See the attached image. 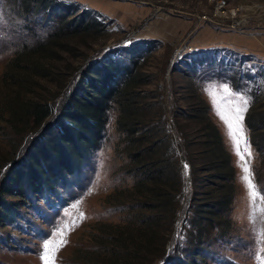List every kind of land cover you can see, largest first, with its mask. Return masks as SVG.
I'll list each match as a JSON object with an SVG mask.
<instances>
[{"label": "rangeland", "instance_id": "rangeland-1", "mask_svg": "<svg viewBox=\"0 0 264 264\" xmlns=\"http://www.w3.org/2000/svg\"><path fill=\"white\" fill-rule=\"evenodd\" d=\"M101 1L129 2L151 12L141 23L125 25L94 9L92 0H0V187L21 159L50 144L71 97L86 89L88 72L110 57L128 64V49L139 47L137 77L124 87L127 110L111 104L97 147L49 187L43 178L31 187L24 177V196H16L20 191L12 186L0 194V264H43L38 254L45 241L55 257L50 264H148L144 251L133 257V244L155 252L164 248L152 264H188L189 205L212 194L210 181L195 182L214 172L202 167L217 159L212 145L203 143L206 121L217 129L232 168L225 216L230 229L210 246L200 244V256L192 259L196 264H264V0ZM215 2L225 14H214ZM157 17L188 27L174 38L140 36ZM88 22L93 27L84 28ZM218 36L219 42L212 40ZM232 38H246L251 46L254 39L258 48L251 52L243 40ZM245 99L250 103L243 112L244 138L237 136V145L228 126L235 127V110ZM34 103L49 106L51 114L37 121ZM125 128L135 129L132 138H126ZM153 141L151 161L170 162L173 171L162 177L159 190L133 171L131 159ZM246 146L253 188L242 180ZM67 154L60 151L59 160ZM166 195L175 202V220L168 221V210H162L164 226L159 223L156 230L147 218L157 209L138 207ZM215 228L220 232L222 226ZM148 239L153 243L144 246Z\"/></svg>", "mask_w": 264, "mask_h": 264}, {"label": "trees", "instance_id": "trees-1", "mask_svg": "<svg viewBox=\"0 0 264 264\" xmlns=\"http://www.w3.org/2000/svg\"><path fill=\"white\" fill-rule=\"evenodd\" d=\"M58 5H61L62 9L67 8L62 2ZM83 24L84 23L81 24V27H83ZM86 26L93 27V22L86 23L84 28ZM137 48L139 47L128 49L127 53L131 56V61L128 64L120 63L115 59L112 60L110 57V59L102 61L99 66H96L93 70L88 72L86 76L87 81H84L82 84L86 89H81L71 97L70 105H68V108L64 112L63 118L58 122V129L60 131L58 130L57 133L51 137L52 140L48 141L50 142L48 146L39 145L36 149H33L28 156L21 159L20 162H22V164L19 163L16 169L10 173L8 182L6 180L4 186L0 187L1 195L7 194L8 189L10 188L9 186H12L17 187L16 189H18L20 193L22 192L21 194L16 193V196H24L22 195L23 186L20 182L24 177L27 178V184L31 187L36 186L38 181L40 182V180H42L40 178H43L42 181L49 187L51 183L54 184V182L58 180L57 178H61V176L67 174L68 171L71 172L70 170L72 166L75 167L80 163L85 152H89V150L97 147L101 138V132L104 130L107 113L111 108V104L114 102L118 104L121 103L123 106L122 110H127V105L123 102L124 100L122 101V98L123 95H126L124 87L127 86V80H130L131 82L137 77V74L133 75L135 59L139 52L137 51ZM32 110L33 117L37 121L43 120L52 112L49 106L38 105L36 103L32 105ZM189 118H193L196 121L197 119L199 120V116L191 115ZM248 123L247 125L249 126ZM205 126L204 129H206L207 133H204V137L206 138L203 143L205 145H208L209 143L212 145V147L209 148L210 153H213L212 155L215 153L217 159L215 163L211 161L208 166L202 167L206 172H211L212 169H214V172L207 173L205 177H198L195 183H197L198 186H201V182L205 185L209 184L207 181H210V185L212 186L211 193L213 196H211L212 194L205 193L207 194L205 198H207L208 201L205 200L206 202L203 201L204 203H200L198 202L197 197V203L194 205H191L190 203L189 205V208L193 213L186 221L190 226L188 232L190 234V242L193 245L192 248L185 253L186 255L184 259L188 261V264H196L192 258L200 256V251L198 249L200 244L204 242L205 247H208L213 242L223 239L230 229L227 224L228 221L226 222L228 218H225V216H227L230 211L232 168L228 163V155L222 147V142L217 129L214 125H211L210 121H206ZM126 130L127 129L125 128L124 131L126 132ZM134 132L135 129L127 131L126 138L131 137L130 135ZM175 135L176 137L178 136L176 133ZM135 140L140 141L141 139ZM142 140L146 141V139ZM154 148V141L151 143L149 142L147 145L139 147V149L131 155V159L134 163L133 171L138 174L140 173V177L143 180L147 179L151 181L154 184L152 187L159 190L158 186L162 187L160 184L162 177H167L168 174L171 176L173 171L171 170L172 168L169 167L171 166L170 162L161 163L156 160L151 161V153L154 151ZM60 151L68 153L67 157L65 158L64 156L62 159H65V161L59 160ZM145 158L149 159L148 162L145 161ZM66 161H69L70 163L68 164ZM168 196L169 195L161 196L163 198L156 197L149 203L142 201L139 205L138 208L147 207L151 210L157 209L153 218L152 216L147 218L148 221L151 222L149 223L151 228L154 226L156 230L160 228V215L162 214V210L166 212L168 210V221L171 220L172 223V219L175 220V216H171L172 207V211H175V202L173 201V197L169 198ZM3 212L5 213V211ZM216 225L222 226L220 232L215 228ZM161 226H164V224H161ZM213 230L214 233L211 235ZM146 241L147 243H145L144 246L153 243L151 239ZM133 248L134 258H136L134 255H137L139 252L141 254L143 251L147 253L148 264H152L154 260L162 257L163 252L165 251L164 248L160 247L156 252L155 250H149V248L143 250L142 245L139 244H133ZM125 250H128V248ZM191 250L193 252H191ZM157 264H159V262Z\"/></svg>", "mask_w": 264, "mask_h": 264}, {"label": "crops", "instance_id": "crops-1", "mask_svg": "<svg viewBox=\"0 0 264 264\" xmlns=\"http://www.w3.org/2000/svg\"><path fill=\"white\" fill-rule=\"evenodd\" d=\"M92 7L96 10H99L105 14H108L109 16H116L118 21L122 22L125 25H131L133 22L141 23V21L151 12L148 8H143L138 5L129 3V2H103L101 0H92ZM148 29L144 31V33H141L140 36L147 37V38H165L170 37L174 38L175 36L179 35L180 32H184L186 28L188 27L187 23H181L179 22L176 25L172 24V19H165L162 17H157L149 21ZM202 31V30H201ZM203 33V32H202ZM207 33V32H205ZM204 38V37H203ZM231 38V36H229ZM205 40V39H204ZM212 40L219 42V36L217 39H214L212 37ZM246 43L248 46V50L251 52L258 48V45L254 39L252 41L254 42V45L251 46V44L247 43L250 41H247L246 38L239 39V38H232V41H241ZM249 40V39H248ZM197 41L201 42V39L197 38ZM264 48V46H262Z\"/></svg>", "mask_w": 264, "mask_h": 264}, {"label": "snow or ice", "instance_id": "snow-or-ice-1", "mask_svg": "<svg viewBox=\"0 0 264 264\" xmlns=\"http://www.w3.org/2000/svg\"><path fill=\"white\" fill-rule=\"evenodd\" d=\"M250 103V99H245L243 101V107L242 108H237L235 110V115L233 117L234 123H235V127H233V125H229V136L230 138L236 142L237 145H239L241 143V140H237V136L244 138V127H243V112H246L248 109V105ZM248 148V156L249 159L246 161V166L244 167L243 171L246 173V175H244L242 177L243 181L247 182V185L249 188H253L255 187L253 180L251 178V170L250 167H248V165H250V157H251V150L250 147L246 146ZM237 153L238 149H237ZM241 159H243V157H241ZM185 169H187V165H185ZM187 174V172H185V175ZM49 243L50 241H45L42 244V251L38 254V259H40L43 264H50V260L54 261L55 257L54 255H52L51 257L49 256ZM66 243V241H65Z\"/></svg>", "mask_w": 264, "mask_h": 264}, {"label": "built area", "instance_id": "built-area-1", "mask_svg": "<svg viewBox=\"0 0 264 264\" xmlns=\"http://www.w3.org/2000/svg\"><path fill=\"white\" fill-rule=\"evenodd\" d=\"M214 14H216L217 16L225 14L223 6H222V4L220 2H215ZM199 18L200 19H205L206 17L201 15Z\"/></svg>", "mask_w": 264, "mask_h": 264}]
</instances>
